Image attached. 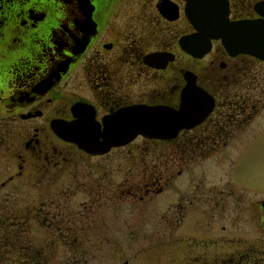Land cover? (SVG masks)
I'll use <instances>...</instances> for the list:
<instances>
[{
    "label": "flooded vegetation",
    "instance_id": "1",
    "mask_svg": "<svg viewBox=\"0 0 264 264\" xmlns=\"http://www.w3.org/2000/svg\"><path fill=\"white\" fill-rule=\"evenodd\" d=\"M226 23L264 26V0H0V264H50L51 228L103 222L116 199L143 201L140 190L160 194L185 174L187 194L176 208L181 214L189 204L191 229L205 235L217 223L224 233L242 223H226L227 213L243 212L226 209L236 195L223 184L246 191L233 174L259 139L251 126L264 118V61L229 54L215 37ZM163 109L177 131L149 139L161 135ZM139 128L102 155L62 138L104 143ZM146 143L155 159L141 165L129 156L151 154ZM113 154L123 155L120 176L101 161ZM205 161L229 167L218 178L201 176ZM131 163L147 180L142 189L129 185ZM23 189L38 206H17ZM76 198L96 208L78 213L69 203ZM263 203L255 204L257 222L252 212L245 221L251 230L264 228ZM175 215L166 210L160 222ZM232 239L235 251L219 264H260L254 245Z\"/></svg>",
    "mask_w": 264,
    "mask_h": 264
},
{
    "label": "rangeland",
    "instance_id": "2",
    "mask_svg": "<svg viewBox=\"0 0 264 264\" xmlns=\"http://www.w3.org/2000/svg\"><path fill=\"white\" fill-rule=\"evenodd\" d=\"M262 113L264 114V109ZM251 129L255 130L259 139L251 149L242 154L233 174L234 182L245 188L246 191L236 185L232 187L227 183L223 184L227 190L236 195L226 202V209L243 212L240 215L227 213L226 223L233 225L235 220H241V224L239 223L235 228L230 226L231 229L221 233L220 225L211 223L209 233L205 235L191 229L192 227L188 224V210H191L189 204L184 202L181 214L177 212L176 208V204L181 200V195L186 196L187 194L188 182L185 180L187 176L185 174L183 177L169 181L160 194L154 191L145 195L140 190L138 196L144 197L143 201H135L132 198L130 201L128 198L126 200L116 199L114 205L109 208L110 210H106L108 213L105 211L103 222L100 221L97 224L70 223L69 228L66 226L67 228L64 227L59 233L51 228L48 231L51 244L50 264H121L127 260L129 264H219V261L235 251L233 245L237 239L234 240L233 237L246 242L245 246L254 245L255 250L258 251L260 264H264V228L258 229V231L251 230L250 224L245 223L252 213L255 215L252 217L257 222L261 213L257 211L258 208L255 204L260 200L264 201V118L259 116ZM146 144L150 147L151 154L132 153L129 156L135 162H141V165H144V161L152 162L155 159L154 153L152 154L155 145ZM122 156V154H113L101 161H111L115 174L120 176L119 168L122 169L125 166ZM76 160L90 162L77 155ZM131 166V184L129 185L142 189L143 182L147 180L137 175L140 173V167L137 164L132 165L131 163ZM199 166L201 167L198 173H202L201 176L212 177L215 174L216 178L229 167L228 162L219 163L216 167L213 162L206 161ZM69 179H64L65 184L62 185L66 187ZM115 180L117 183L118 179ZM55 187L57 188V186ZM115 188L121 189L120 191L123 192L122 189L129 187L115 185ZM66 192L68 193L67 189ZM18 193L24 198H20V201L17 202L19 208L24 210L31 204L38 206V199H36L37 202L27 201V190L23 189ZM138 196H136L137 199ZM237 196L240 197L239 201H235ZM69 203L78 213H82L84 209L96 208V204L87 208L91 202L79 198L72 199ZM0 204L2 203L0 202ZM81 204L87 206L83 209ZM170 209L176 213L172 222H160V215ZM83 214L85 213L83 212ZM166 217L170 216L166 215ZM252 228H255L254 223ZM37 231L36 229L34 235L41 240L45 235L42 231L41 235ZM223 235L227 237L222 240L224 243H220L219 236Z\"/></svg>",
    "mask_w": 264,
    "mask_h": 264
},
{
    "label": "water",
    "instance_id": "3",
    "mask_svg": "<svg viewBox=\"0 0 264 264\" xmlns=\"http://www.w3.org/2000/svg\"><path fill=\"white\" fill-rule=\"evenodd\" d=\"M221 31L222 32L215 37L217 39L221 37V41L229 54L235 55L237 53H245L255 56L260 60L264 61V37L262 36L264 35V26L257 27V25L254 23H226L222 26ZM254 33H257V35H260V37H250V35ZM209 110H211V107H208L207 111L204 113L203 116H206V114L209 113ZM161 115H163V122L161 124V127H158L157 131L155 130L156 132L161 133V135L148 137L149 139L170 140L177 131V128L172 124L171 113L163 109ZM200 120L192 122L180 121L178 129L180 130L182 127L190 128L200 122ZM136 132L143 133L141 128L136 129L135 131L132 129L131 136H126L125 138L108 136L105 137L104 143H97L94 141L90 142V139L84 138V141L82 140V142L76 137L62 138L63 140L76 144L80 149L84 150L89 154L102 155L113 146L122 145L123 142H130L134 140L135 137L133 135H135ZM262 206L264 207V203L262 204ZM122 264L128 263L124 262Z\"/></svg>",
    "mask_w": 264,
    "mask_h": 264
}]
</instances>
